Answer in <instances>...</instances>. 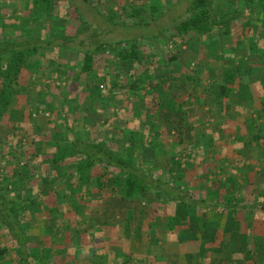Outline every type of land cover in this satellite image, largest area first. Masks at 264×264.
<instances>
[{
    "label": "trees",
    "instance_id": "obj_1",
    "mask_svg": "<svg viewBox=\"0 0 264 264\" xmlns=\"http://www.w3.org/2000/svg\"><path fill=\"white\" fill-rule=\"evenodd\" d=\"M6 1L0 0V3ZM224 1L225 5L221 6ZM224 1L219 0V5L215 6L214 0H191L184 14L173 24L177 42L192 48L196 54L198 45L206 46L201 53L204 55L209 42L218 39L213 33L215 27L223 42L235 40V15L245 18L240 23L239 35L235 36L249 34V18L257 10L264 11V0ZM57 5L58 0H29L24 10L25 19L28 23L36 24L41 30L38 31L39 35L33 33V29L26 24H17L19 36L6 35L2 25L0 27V150L9 147V141L15 138L16 130L6 138L1 136L2 128L12 125L9 116L14 111H21L20 118L23 121L18 126L29 128V134L17 152L11 150L14 153L10 156L4 152L0 156V241L3 238L10 245L4 246L0 242V264L13 262L11 253L16 257L17 264H42L43 261L44 264H70L75 255L80 253H86L93 264H99L106 255L89 249L92 243L90 236L94 238L96 234L86 233L82 228L81 221L84 218L81 216L85 210L83 204L91 205L106 194L123 200L144 202L149 210L147 223L158 220L157 217H164L166 231L171 235L179 229L178 214L191 209L195 212L192 214L193 219L182 218L187 225L191 223L198 227L199 231L208 224L217 228L223 220L233 232L234 244L242 246L244 250L241 254L244 264H264V235L256 232L259 223H264V181L251 188V183L247 186V181L239 180V172L245 175L243 163L241 167L228 166L230 170L223 168V162L230 158H222L220 151L214 149L216 134L220 137L223 134L219 124H215L217 130L211 132L207 128L199 129L195 123L178 126L171 122V117L188 116L186 108L177 104L175 98L169 99L176 94L173 92L175 87L181 84L194 82L202 93L209 89L217 99L228 97L238 80L235 65H223L230 57L222 53L216 59L214 87L206 90L205 86L199 84L197 72L183 78L171 70L173 62L178 59L177 53L164 57L161 74L152 75L149 72L143 76L140 70L143 55L135 39L127 50L121 51L120 47L115 46L113 50L116 51L117 61L111 64L113 68L117 69L123 64L129 66L130 70L138 68L134 86L140 90L148 89L149 94L158 98V103L153 105L156 111L144 105V114H133L126 126H117L119 132L111 131L100 136L97 126H89L88 119L83 118L88 112L80 111L79 105L87 101L91 107H96L98 99L107 98L102 90L107 72L97 68L100 60L96 59L98 52L71 49L67 41L72 39L54 42L53 37L60 32L57 28L47 26L44 35L40 34L45 28L43 19L57 18L53 14ZM151 7L156 9L153 5ZM109 12L112 16L117 14L111 10ZM80 22L84 23V20ZM118 42L120 44L122 41ZM259 42L261 40L257 39L256 43ZM256 43L251 42L247 47L252 51L255 49L258 58L264 63V50L259 54V44ZM57 47L81 53L75 71L65 68L51 54ZM113 50L110 48L111 53ZM101 57L103 59L104 56ZM200 58L202 60L204 57ZM51 60H55L53 66L59 72L55 77L57 79L61 76H65L66 80L81 76L89 78L80 88L81 93L67 91L68 98L54 97L51 87L56 88L55 78L48 75L44 79L41 77L43 67L48 65L47 62H53ZM131 77L129 73L110 79V86L116 88L121 84L132 88ZM40 81L45 85L44 91L36 89ZM32 94H35L33 101ZM39 96L49 100L44 107L37 104ZM118 106L119 99L103 104L104 109L110 107L112 111L117 110ZM41 109L48 110L52 116L49 122L56 124L55 115L60 127L65 129L63 138L53 139L51 131L44 133L45 137L41 136L34 118ZM109 123L111 121L106 119L105 124ZM252 125L257 127V132L253 134L247 130L248 136L243 133L240 139L244 152L240 156H251L249 149L252 147L257 150L264 148V125L257 120ZM235 140L239 141L234 136ZM235 145L240 148L238 142ZM181 153L183 160L178 158ZM13 159L16 160L15 165H12ZM3 161L10 163L4 164ZM20 163L23 164L20 166ZM46 175H51L56 184L50 193L42 181ZM193 177L203 178L204 181L196 187ZM62 180H66L67 188L63 187L59 191L57 184ZM80 193L87 195V203L81 200ZM206 195L212 197L209 204L205 202ZM213 217H216L214 221ZM44 221L50 222L48 226ZM40 222L41 226L38 225ZM34 223L39 229L33 235L31 227ZM216 241L214 239L211 244L217 245L221 252L231 247L226 240ZM228 253L232 255L236 252L232 250Z\"/></svg>",
    "mask_w": 264,
    "mask_h": 264
},
{
    "label": "rangeland",
    "instance_id": "obj_2",
    "mask_svg": "<svg viewBox=\"0 0 264 264\" xmlns=\"http://www.w3.org/2000/svg\"><path fill=\"white\" fill-rule=\"evenodd\" d=\"M190 1L191 0H58L57 8L53 11V14L56 15L57 18L43 19V25H45V28L44 30L42 29L40 34L44 35L47 31V26H50V28H57L60 32L53 37L55 40L54 42H62L65 39H72L71 41H67V44L71 49L98 52L96 55L98 57L96 59L100 60L97 64V68L100 70L105 69V72H107V80L104 81V84L101 83L103 84L102 90L107 98L104 97L106 98L105 100L98 99L96 107H91L87 101L81 102L79 109L82 112H88L87 116L83 118H85V120L88 119L90 122L89 126H97L96 128L100 136L108 134L111 131L119 132L117 126H126L127 119H131L133 114H144L142 111V106L144 105H147L153 112L156 111V108L153 105L158 102L156 96L147 92L148 89L142 88L143 90H140L141 88L139 89L135 87L136 85L134 86L137 79L136 75L138 68L130 70L129 66L124 64L117 69L113 68V65L111 64L117 61L116 51L115 49L113 50L115 46L120 47L121 51L127 50L129 44L133 42V38L135 39L134 41L138 44L139 51L141 55H143L140 66L143 76H147L149 72L152 75L161 74L162 68H164L165 64L164 57L177 53L178 59L173 62L171 70L175 72L178 77L183 78L190 75L192 76L197 72V76L200 78L199 84L202 86H205L207 83L209 84L210 81L215 82L213 72H208L205 68L209 67L210 70L214 68L217 69L215 65V62H217L216 59L221 56L223 50L228 48L231 53L230 59L223 62V65L230 66L231 64H234L238 80L237 86L232 89L231 93L226 98L228 101L225 107L226 112H220L221 109L216 106L217 102L213 100L214 97L211 96V94H208L207 91L206 93H202L198 89V86L194 85V82H186L179 85L177 88L175 87L173 92H177V96L176 98L170 96L169 99L172 100V98H175L174 100H177L178 102L181 101V104L186 102L189 103V106H185V108L190 110L189 115L194 118L192 121L195 120L193 123H195L199 129L204 130L207 128L208 131L214 132L217 130L215 124H219L220 127H222L223 134L221 137L219 136V138L216 134L217 140L215 141V144L221 147L222 158L225 156L230 158L223 162V168L230 170V167L228 166L233 165L241 167L243 163L245 175H242L239 172V180L242 179L247 181V186L251 183V188H254L255 185H260L262 181H264V148L257 150L255 147H252L249 149L251 156L248 154L240 156L242 154L241 152H244L243 146L237 148V145L235 144L236 142L239 143V141H233V138L240 133H246L248 136V131L253 134L256 133L257 131L255 128L257 127L252 125L254 120H257L258 123L264 125V72H262V69H264V63L258 58L255 49L252 51L247 47L249 43H256V40L258 39L261 40V42L256 43L259 44L258 47L260 48L259 51L257 49V52L259 53L264 50V13H262L264 11L261 12L257 10L253 16L251 15L249 18L251 22L249 34L240 35L238 37L235 35H239L241 31L240 23L245 18L235 15V21L233 23L234 28H236V33L234 35L235 40H225L226 42H223L221 36L218 35L217 28L215 27L213 33L216 34L218 39L209 42V48L204 55H201V53L202 50L204 51V48L206 49V46L198 45V50H196L197 55L192 51V48L181 46L179 42H177L176 33L173 28L174 21L177 20L181 14H184L187 4ZM218 1L219 0H214L215 6L219 5ZM28 2L29 0H7L3 4L0 3V27L2 25L4 28V34L9 36H19L16 31L19 28L17 24H26L28 28L33 29V33L39 35L41 30L37 28L36 24L28 23V20L25 19L26 13L24 10L28 6ZM225 2L226 1H224L221 6L225 5ZM152 5L155 6V10L152 9ZM109 10L116 12L117 14L112 16ZM80 20H84V23H81ZM22 35L26 36L27 34L23 33ZM118 41L122 42L119 44ZM236 41L238 42L236 43ZM110 48L114 51L113 53H111ZM71 49L57 47V49H54L52 53H50L53 56L55 55L65 68H70L75 71V66L79 62L81 53ZM101 56H104L103 59ZM200 56H203L204 58L201 60ZM153 57L156 59H153ZM51 61L53 62H47L48 65L43 67L44 71L41 75L42 79L47 75L51 76L53 79L59 75V72L56 71L57 67L53 66L55 60ZM133 71L135 73H133ZM129 73L132 75L130 79V85L133 86L132 88H128L127 86L124 87L121 84H118L116 88L110 86V79H117L118 77H123V75L127 76ZM64 77L65 76H61L60 79L55 78L54 84L56 88L51 87L54 97H67L69 96L66 93L67 91L72 93L78 91L79 94L82 90H80V88H82L85 82L89 80L86 76L72 77L67 80L64 79ZM44 86L45 85L40 81L39 84H36V89L40 88V90L44 91ZM66 87L67 89L65 90ZM109 88L110 90H108ZM144 89L147 93H145ZM199 93H202L201 96L204 100L195 103L194 100L198 97ZM32 97L33 101V99H35V94H32ZM39 99L40 100L37 104L38 106L41 105V107H44L45 103L49 101L48 98L44 96H39ZM116 99H119L120 105L117 110L112 111L110 107H105L104 109L103 104L106 103V101L114 102ZM101 104L102 106H100ZM132 106L135 108H132ZM20 112L14 111L13 114L9 116L12 125L2 128L1 136L3 138H6L8 134H11L12 131L15 130L16 135L14 139L9 141V147L0 150V156L3 152L10 156V154L14 153L10 152L11 150L16 151L20 149L21 142H25V138L27 134H29V128L27 126H18L23 121L20 118ZM234 113H236L235 115H237V117H235ZM115 114H120V116H115ZM160 115L161 114L159 113L158 116ZM34 118L35 123L38 124L39 132L42 134L41 136H44V133L47 134L48 131H51L50 136L53 139L57 140L63 138L65 129L60 127V123L57 121L55 115L53 116L54 120H56L54 122L58 123L55 124L49 122V119L52 118V116L48 110L41 109L39 113L34 115ZM171 118L173 125H185L182 124L183 120L181 118ZM106 119L110 120L111 123L108 125L105 124ZM196 119H199V122H197ZM12 126L15 128L14 130L12 129ZM36 133L38 134V132H35V134ZM178 158L183 160L182 153L178 155ZM5 162L7 163L9 161H3L4 164H6ZM15 162L16 160L11 164L15 165ZM215 163L216 161H214V164ZM22 164L23 163H20L19 165L21 166ZM197 165L200 166V163L197 162ZM192 179L194 180V185L196 187L204 181L203 178L198 179L193 177ZM37 181H39V179ZM42 181L48 188L49 193L53 189L52 186L54 187L56 185L51 179V175L42 177ZM62 184H66V180H62L61 183L57 184L59 191L64 187ZM119 199L120 198L117 200ZM205 200L206 204H209L212 197L206 195ZM113 202L117 201L112 199L109 200L108 198L105 199V207L110 209V211L112 209L116 210L117 208L118 210V208H120ZM128 204L130 205L131 211L135 213V219L131 221H135L136 223L144 221L149 211L145 203L142 201H131ZM102 210L103 216L106 213H109L104 211V205ZM194 213L193 209H191L186 213L178 214V225L179 230L184 227L181 231L184 233L187 231L189 234L191 240L189 242L190 244L186 245L187 247L185 246L184 248H188V250L196 253L194 257L195 260L201 258L206 259L207 262L209 260V254H207L206 257L199 254V251H197L199 249L198 244L201 243L200 245H205L210 240L212 242L215 239L220 242L223 239L231 244V247L228 249L229 251L221 252L220 250L212 251L211 249L212 256L219 260L218 264H244L245 260L241 256L244 250L242 246L234 244L233 232L232 230L230 231V227H228V225L222 220L221 225L217 228H213L212 225L210 226L208 224L203 231H199L195 225H192L191 223L187 225L182 218V216H185L193 219L194 215L192 214ZM100 216V214L97 215V217ZM117 216L118 219L117 217L114 219L116 222L121 218L119 213H117ZM210 218L211 217H209V219ZM215 219L216 217H213V221ZM165 220L166 218H161L160 227L164 228ZM43 223L48 226L50 222L44 221ZM120 223L119 225L122 226ZM38 225L41 226V222L38 223ZM182 225L184 226L182 227ZM146 226H152V224ZM38 229L39 227L36 223L32 224L31 233L36 234ZM256 232L260 235H264V223H259L256 227ZM184 238H186V235ZM1 242L2 245L6 244L5 246H10L3 238H1ZM207 247L209 249L208 245ZM181 248L182 247H180V249ZM208 249L205 247V252L209 253ZM232 250L236 253L228 255L230 254L228 252H232Z\"/></svg>",
    "mask_w": 264,
    "mask_h": 264
},
{
    "label": "crops",
    "instance_id": "obj_3",
    "mask_svg": "<svg viewBox=\"0 0 264 264\" xmlns=\"http://www.w3.org/2000/svg\"><path fill=\"white\" fill-rule=\"evenodd\" d=\"M222 53H225V56L228 57H230L231 55L230 50L228 48L223 50ZM228 53H230V55ZM205 69L206 71L208 70V72L212 71L213 74L215 72V68L212 70H210L209 67ZM212 83L214 82L210 81L209 84L208 83L205 84L204 88H206L207 90L210 87L211 88L214 87L212 86ZM208 91L207 93L211 94V96L214 97L213 100L217 102L216 106L220 107L221 109L220 112L223 111L226 112L225 107L228 101L226 99L224 100L217 99L215 98L216 96L212 92L210 91L208 92ZM201 94L199 93L198 97L195 98L194 100L195 103L204 100ZM175 95L177 96V92ZM175 101L177 104L182 105L184 108L185 106H189V103L187 102L183 103L186 105H183L181 104L182 103L181 101L180 102H178L177 100ZM186 111L188 112L187 114L188 116L187 118L186 117L181 118L183 120L182 124L195 122V120L192 121L194 118L190 117L189 115L190 110L186 108ZM235 114L236 113H234V115ZM235 117H237V115H235ZM128 120L130 119H127V121ZM196 121L199 122V119H196ZM212 136H214V133L212 134ZM241 136H243V133L242 134L240 133L235 136V138L239 139V143H238L239 147L243 146L241 142L242 140L240 139ZM214 149L217 150L218 152L220 151V153L222 152L221 147L218 145H216ZM63 186L66 189L67 183L64 184ZM82 194L83 193H80V195L82 196L81 200H83L84 203H87L88 202L87 199L88 197H86L87 195L85 194L82 195ZM107 198L109 200L112 199L117 201L113 203H116L120 208H118V210L117 208L116 210L112 209L111 211L110 209L106 208L105 207L106 203L104 202L105 199ZM117 199L118 197H115V195L106 194L100 196V198L94 201V203H92L91 205L83 204L85 210L82 211L83 215L81 216L82 218H84L81 221V223L83 224L82 228H84L86 233L90 235L92 233L96 234V237L94 238L90 236V240L92 241V243L91 246H89L90 247L89 249L96 250L98 254L99 252H102L104 255H106V258L103 259L99 264H218L219 260L216 259V257L212 256L211 249L212 251H216L220 249L219 247L217 248V245L215 247V244L211 245V240L209 241L210 243L209 242L207 244L203 243L205 245H200L201 243L198 244L199 249L197 250L199 251V254L203 255V257H206V255L209 254L208 262L204 258L195 260L194 257L196 253H193L194 251L188 250V248H184L186 245H189L190 244L189 242L191 241L188 232L186 231L184 233L181 231L184 229L183 227L184 225H182L183 228H180L181 230L177 228L178 231L176 233H172L171 235L166 231L165 224H164V228L160 227L161 218L164 217H157L158 220L150 222L149 224H152V226H146L149 225L147 223L148 215L145 218V220L142 222L139 223H136L135 221L132 222L135 219V213L131 211L130 205L128 204L131 201L123 200V199L117 200ZM92 201L93 200H91V202ZM103 205H104V211L109 212L106 213L104 216L102 210ZM117 213L121 215V218L120 220H118V222L114 220L116 217L118 219ZM99 214L101 216L97 217V215ZM123 220H126L128 222ZM119 223L122 224V226H120ZM197 230H199L198 227ZM185 235L186 238H184ZM207 245L209 246V249ZM180 247L182 248L180 249ZM205 247L209 250V253L205 252L204 250ZM12 254L13 253L10 254V258L13 260L11 264H17L16 257L14 256V254L13 255ZM44 263L45 261H43L42 264ZM70 264H93V263L90 257L86 253H80L75 255L74 259L71 261Z\"/></svg>",
    "mask_w": 264,
    "mask_h": 264
}]
</instances>
